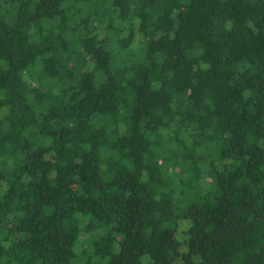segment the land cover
<instances>
[{
  "label": "trees",
  "instance_id": "16d2710c",
  "mask_svg": "<svg viewBox=\"0 0 264 264\" xmlns=\"http://www.w3.org/2000/svg\"><path fill=\"white\" fill-rule=\"evenodd\" d=\"M0 264H264V0H0Z\"/></svg>",
  "mask_w": 264,
  "mask_h": 264
}]
</instances>
